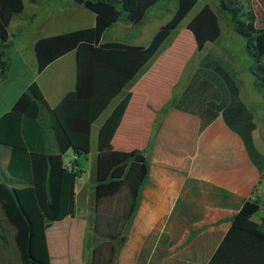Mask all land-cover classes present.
I'll list each match as a JSON object with an SVG mask.
<instances>
[{
	"label": "crops",
	"instance_id": "crops-1",
	"mask_svg": "<svg viewBox=\"0 0 264 264\" xmlns=\"http://www.w3.org/2000/svg\"><path fill=\"white\" fill-rule=\"evenodd\" d=\"M244 1H249L256 15V28L263 29L264 0ZM148 12L139 26L123 20L114 24L101 43L119 42L105 40L114 29L128 38L121 43L147 47L162 27L143 37L141 29L145 28ZM189 22L184 26L181 23L117 97L132 95L109 148L94 157L100 129L109 116L97 127L95 142L94 126L104 112L92 126L87 164L82 165L81 158L72 151L64 156L65 162L77 160L80 166L76 206L81 197L86 210L76 209L74 216L48 228L51 264H88L82 239H70L64 234L86 227L89 214L100 208L107 213L128 215L120 232L105 235L112 240L101 241V246L110 244L114 248V260L109 259L106 264H208L244 204L252 199L260 202L252 221L264 231V168L260 171L252 161L242 137L228 127L221 113L202 131V119L194 107L176 108L202 57H214L237 82L240 99L256 125L252 132L255 150L264 157V92L256 86V77L250 71L252 63L247 64L237 55L243 45L232 26L224 32L220 24V38L199 52L195 37L187 28ZM95 24L96 15L74 0H25L23 12L8 28V71L5 78H0V117L34 82L51 109L74 91L76 52L64 55L39 73L34 47L40 39ZM41 120L46 147L54 154L57 149L49 131L50 115L43 111ZM10 157L11 148L0 145V183L18 188L21 186L14 184L8 172ZM137 165L145 170L139 180L131 177ZM55 227H60V232ZM0 264H21L1 206Z\"/></svg>",
	"mask_w": 264,
	"mask_h": 264
},
{
	"label": "trees",
	"instance_id": "trees-1",
	"mask_svg": "<svg viewBox=\"0 0 264 264\" xmlns=\"http://www.w3.org/2000/svg\"><path fill=\"white\" fill-rule=\"evenodd\" d=\"M74 1L96 15L95 26L40 39L34 51L39 73L75 51V90L51 109L34 82L13 108L0 117V145L11 148L8 172L14 184L21 186L0 183V206L21 264H51L47 230L55 222L76 213V184L82 171L77 160L67 168L64 156L69 151L77 157L91 153L93 124L156 56L198 3V0H178L172 18L158 30L147 47H140L101 41L121 20L141 25L147 12L162 0ZM24 7L25 0H0V78H5L8 71V28ZM220 16L244 40L246 52L253 60L250 71L256 77V86L264 92V28H256V15L249 1L218 0L217 11L205 5L187 26L195 37L198 51L203 52L208 44L220 38ZM131 96L127 94L121 99L101 127L100 153L111 145ZM190 107L199 113L202 131L221 113L228 127L242 137L252 161L263 171L264 157L256 152L252 138L256 128L253 116L240 99L235 79L210 55L202 57L199 69L176 104L178 109ZM43 111L51 118L49 131L57 149L54 154L46 147L41 120ZM146 167L148 174V165ZM144 174L145 170L137 165L131 177L139 180ZM259 209L257 199L244 204L208 264H264V231L252 221Z\"/></svg>",
	"mask_w": 264,
	"mask_h": 264
},
{
	"label": "rangeland",
	"instance_id": "rangeland-1",
	"mask_svg": "<svg viewBox=\"0 0 264 264\" xmlns=\"http://www.w3.org/2000/svg\"><path fill=\"white\" fill-rule=\"evenodd\" d=\"M205 5H210L212 8L216 9L217 11V5H218V0H198L197 5L194 7V9L191 11V13L184 19L183 21V26L186 25L200 10L203 8ZM119 8L120 5L118 4ZM177 9V0H162L161 2L158 3L153 9H151L148 12L147 15V20L145 22V28L143 30L141 29V33L143 37L145 36H150L151 34H154L156 30H158L161 26L166 24L173 16ZM221 21L220 24L222 26V30L226 32L230 27L231 24L225 21L221 16ZM241 40V43L243 45V49L241 51H238L237 55H239V58H244L247 64L253 63V60L248 56L246 49H245V42L244 40L239 37ZM105 40H116L119 42H127L128 38H126L123 34L117 33L114 29H111L105 36ZM172 40V39H171ZM170 40V41H171ZM168 42V44L170 43ZM240 49V48H239ZM243 56V57H242ZM121 98H117L114 100L110 107L105 111V113L99 118V120L96 122L94 126V140H97V134L96 130L97 127L109 116L111 111L117 106V104L121 101ZM98 150L94 146V157L97 156ZM93 157V156H92ZM82 165L87 164V156L82 155L80 156ZM87 168V165H86ZM86 176L82 180L83 183L86 181ZM82 181L79 182L78 188L81 186ZM93 186V185H92ZM77 211L78 212H83L86 210L85 204L81 203V197L77 198ZM128 217L126 214H118V213H107V211L101 210L99 212H93L89 214L88 217V224L86 227H80L76 231L74 230L73 233L72 231L69 230L64 234L65 237L70 236V239H74V237H78L79 240L82 239V242L85 243V255L88 264H106V262L111 259L113 261V253H114V248L112 246H109L110 244L103 245L101 246V241L102 240H108L105 235L112 236L115 233H118L121 231L123 224L122 222L124 221V217ZM85 226V225H84ZM60 227H55L56 232H60L59 229ZM71 234V235H70ZM111 238V237H110ZM112 240V239H109ZM121 243V239H120ZM118 243V244H120ZM121 245V244H120ZM132 253L133 251H131ZM127 254L129 253L128 250L126 252ZM133 254V253H132ZM149 264V263H148Z\"/></svg>",
	"mask_w": 264,
	"mask_h": 264
},
{
	"label": "built area",
	"instance_id": "built-area-1",
	"mask_svg": "<svg viewBox=\"0 0 264 264\" xmlns=\"http://www.w3.org/2000/svg\"><path fill=\"white\" fill-rule=\"evenodd\" d=\"M72 162L73 160H68L67 162H65L66 167L70 169L72 167Z\"/></svg>",
	"mask_w": 264,
	"mask_h": 264
}]
</instances>
